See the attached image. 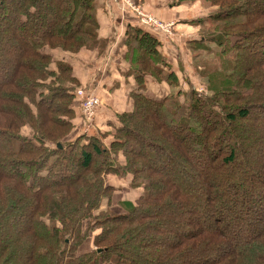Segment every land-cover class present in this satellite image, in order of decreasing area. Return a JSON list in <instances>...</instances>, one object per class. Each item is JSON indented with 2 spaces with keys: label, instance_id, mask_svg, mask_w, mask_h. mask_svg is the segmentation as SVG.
Wrapping results in <instances>:
<instances>
[{
  "label": "trees",
  "instance_id": "obj_1",
  "mask_svg": "<svg viewBox=\"0 0 264 264\" xmlns=\"http://www.w3.org/2000/svg\"><path fill=\"white\" fill-rule=\"evenodd\" d=\"M202 1L201 88L130 28L128 110L85 130L94 1L0 0V264H264V0Z\"/></svg>",
  "mask_w": 264,
  "mask_h": 264
},
{
  "label": "crops",
  "instance_id": "obj_2",
  "mask_svg": "<svg viewBox=\"0 0 264 264\" xmlns=\"http://www.w3.org/2000/svg\"><path fill=\"white\" fill-rule=\"evenodd\" d=\"M98 22V44L79 54L68 56L66 61L72 67L73 74L79 80L80 87L86 92H92L100 99L96 125L104 129L110 121L114 122V114L128 110L126 94L135 87L131 67V53L126 47V31L139 28L138 16L129 8L124 0H93ZM134 6L141 7L145 12L153 14L156 19L165 23H172L171 34L154 32L157 39V51L171 69L157 63L164 73L174 71L181 82L189 72L196 78L195 62L206 58L211 53H201L202 50L191 46L195 40H200L202 32L208 28L206 15L208 6L202 0H128ZM201 19L202 24L197 21ZM143 27V26H142ZM147 29L146 27H144ZM153 33V32H152ZM59 57L64 52L56 53ZM201 56V57H200ZM145 80L153 96H159L167 90V80L156 82L151 76ZM151 83V84H149ZM132 85V86H131ZM94 123V122H93ZM91 124L89 129L94 128ZM85 130H89L85 128ZM140 190H133L137 196Z\"/></svg>",
  "mask_w": 264,
  "mask_h": 264
},
{
  "label": "built area",
  "instance_id": "obj_3",
  "mask_svg": "<svg viewBox=\"0 0 264 264\" xmlns=\"http://www.w3.org/2000/svg\"><path fill=\"white\" fill-rule=\"evenodd\" d=\"M124 3L136 13L139 19V23L143 27H147L154 32H160L165 34H171L172 23H165L160 21L150 13L145 12L141 7L134 6L128 0H124ZM76 97L79 98L80 112L82 113L85 121L84 125L86 129H89L94 122L96 108L100 105V99L92 92H86L81 88L76 90Z\"/></svg>",
  "mask_w": 264,
  "mask_h": 264
},
{
  "label": "rangeland",
  "instance_id": "obj_4",
  "mask_svg": "<svg viewBox=\"0 0 264 264\" xmlns=\"http://www.w3.org/2000/svg\"><path fill=\"white\" fill-rule=\"evenodd\" d=\"M152 15H153V14H152ZM153 16H154V15H153ZM201 53H204V52H201ZM207 58H208V59H206V61H208L209 63L213 62V56H212V54L209 55V56H207ZM189 74L192 75L191 72H189ZM198 74H199V73H198ZM198 74H197V73L195 74V75H196L195 81L197 82V83H196V89L199 90V89L201 88V87H200V86H201L200 83H201L202 80H201V79H198ZM191 78H192V77H191ZM192 79H194V77H193Z\"/></svg>",
  "mask_w": 264,
  "mask_h": 264
},
{
  "label": "water",
  "instance_id": "obj_5",
  "mask_svg": "<svg viewBox=\"0 0 264 264\" xmlns=\"http://www.w3.org/2000/svg\"><path fill=\"white\" fill-rule=\"evenodd\" d=\"M57 146L60 148V144L58 143Z\"/></svg>",
  "mask_w": 264,
  "mask_h": 264
}]
</instances>
